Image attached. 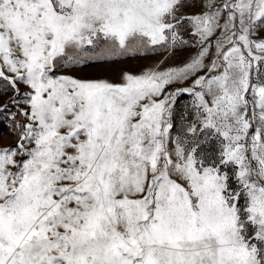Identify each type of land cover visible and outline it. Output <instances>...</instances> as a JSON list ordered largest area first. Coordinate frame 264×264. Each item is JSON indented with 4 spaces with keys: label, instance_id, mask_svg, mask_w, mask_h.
<instances>
[{
    "label": "snow or ice",
    "instance_id": "6c2138e0",
    "mask_svg": "<svg viewBox=\"0 0 264 264\" xmlns=\"http://www.w3.org/2000/svg\"><path fill=\"white\" fill-rule=\"evenodd\" d=\"M0 264H264V0H0Z\"/></svg>",
    "mask_w": 264,
    "mask_h": 264
}]
</instances>
